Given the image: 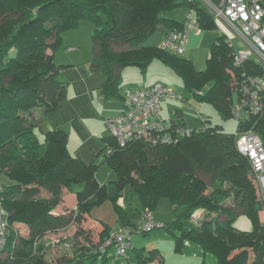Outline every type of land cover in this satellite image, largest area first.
Here are the masks:
<instances>
[{"label":"trees","instance_id":"1","mask_svg":"<svg viewBox=\"0 0 264 264\" xmlns=\"http://www.w3.org/2000/svg\"><path fill=\"white\" fill-rule=\"evenodd\" d=\"M180 5L193 7L203 28L216 26L197 0H0V171L13 181L1 192L13 230L0 264H48L42 239L72 224L78 226L69 238L76 252L62 263L109 264L117 255L113 249L110 254L100 249L111 234L108 225L102 223L95 242L87 233L90 229L80 224L94 206L109 198L121 222L129 225L118 205L128 184L143 211H153L161 198L170 200L175 217L165 227L175 237L176 251L182 252L184 242L192 241L212 254L217 264H264V224L259 218L264 202L249 157L239 151L235 134L223 126L202 119L205 129L168 145L136 142L121 148L113 136H107L104 162L117 177L105 183L97 179L96 162L84 163L70 153L65 130H50L42 142L36 132L38 122L67 97V83L58 77L64 65L55 61V51L62 44V33L78 27L81 20L94 26L90 64L106 75L105 97L117 95L123 68L134 65L146 71L158 59L182 78L198 100L213 104L223 118L232 117L241 70L234 66L235 46L225 34L212 45L204 70L184 56L145 43L157 30L166 34L184 28L185 22L163 16ZM240 125L253 128L264 142V116L238 120ZM75 184L83 185L77 191L76 209L55 213L63 201V188ZM202 209L201 223L186 226L185 221ZM243 214L251 221L250 229L235 225ZM15 220L27 224V236L14 229ZM76 237L83 238L82 243ZM135 255L141 264L156 260L163 264L157 248L147 253L141 249Z\"/></svg>","mask_w":264,"mask_h":264},{"label":"built area","instance_id":"2","mask_svg":"<svg viewBox=\"0 0 264 264\" xmlns=\"http://www.w3.org/2000/svg\"><path fill=\"white\" fill-rule=\"evenodd\" d=\"M197 1L210 12L216 22L220 20L225 23L244 45L243 49L235 48L234 66L241 70V75L239 80H236L237 100L231 108L232 116L243 122L251 117L264 116V4L262 0ZM189 9L184 28L169 30L164 35L163 49L185 56L189 35L203 28L195 9L193 7ZM166 99L183 100L184 96L160 81L149 86L129 89L124 95L122 111L105 119V124L118 146L125 148L136 142L151 146L176 144L184 137L205 129L207 126L205 122L202 127H192L186 123L163 119L160 112L162 102ZM234 134L239 151L249 157L255 184L264 202V142L253 128H245L243 125H240ZM106 151L110 152V148ZM2 190L3 185L0 184V254H4L9 246L8 241L13 230L9 212L3 203ZM204 216L205 210L202 209L195 212L191 219L195 224H199ZM156 227L153 211L146 209L143 211L141 227L132 228L128 232L110 234L100 245V249L106 252L108 248H115L116 255L126 256L134 247L133 233L150 232Z\"/></svg>","mask_w":264,"mask_h":264},{"label":"rangeland","instance_id":"3","mask_svg":"<svg viewBox=\"0 0 264 264\" xmlns=\"http://www.w3.org/2000/svg\"><path fill=\"white\" fill-rule=\"evenodd\" d=\"M189 10L190 9L188 5H180L163 12V16L174 18L184 23L186 22L187 13L189 12ZM93 30V23L89 20H81L78 27L65 30L62 33V44L55 51V61L58 64H63L64 66L66 64H72V59L74 60V64L88 62V60L94 55L92 41ZM202 31L210 35L208 37H212V41L209 43V46L200 45L187 49L184 56L187 59L191 60L198 70H204L207 67V59L209 58L210 54V46L212 45L214 40H216V38L221 34H225L227 38H229L233 42L236 50L244 48V45L237 37V35L220 20L216 23V26L214 28L201 29V31L196 33H201ZM65 37H69V39H67L69 42L65 41ZM162 42L163 34L161 31L157 30L147 38L145 43L150 45L162 46ZM125 47L126 45L115 46V48L118 49H122ZM170 52L175 53L173 51ZM122 71V76L120 75V88L122 87L121 90L123 88L125 89V87L143 86L153 82L161 81L162 83L167 84L169 87L173 88L177 93L183 94V96L185 97V99L183 100L168 99L167 101H165L161 116L179 120L180 117L176 116V110L179 109L178 112L180 114L183 112L185 120L193 126L202 127L204 125L202 119L207 118L209 119L211 124H219L223 126L226 132H236L238 128L237 118H223L221 113L213 104L206 100H198L194 96V94L185 87L182 78L161 60H153L146 71H142L139 67L134 65L127 66ZM58 77L60 80H63L60 75ZM210 86L211 84L209 83L202 90L206 91ZM236 98L237 93L235 92V99ZM104 153L105 149L102 151L100 157L96 161V163L99 165V169L97 170L96 175L100 183L107 182L108 180H112L117 177L115 171L104 162ZM12 182L13 181L7 176L6 173L0 171L1 185L7 186L12 184ZM121 199L123 203H118V205H120L123 211L126 213L130 222L129 225H125L121 222L115 202L109 198H107L101 204L94 206L90 212L92 217L97 221L108 225L111 234L116 232H128L130 229L141 227L143 224V208L135 189L130 184L124 187ZM62 208H64V206ZM62 208L59 209L61 210ZM153 213L155 216L157 227L150 232L137 231L133 233L132 240L135 248L133 247L128 251V256L117 255L113 258L114 260L109 259V264H141L137 260L135 255L137 251L144 249L145 253H147L149 250L155 248H157L163 256V264H202V258H200L199 255V257H196L195 255L186 252L185 248L182 252L176 251L175 237L165 227L166 225L172 223L175 217L174 207L171 204L170 200L165 197L161 198L157 206L153 209ZM91 223L89 224L86 221H82L80 227L85 229L86 227H88L87 224L91 225L93 229L91 228L89 230L90 232H87L86 230V232L89 233V235H92L93 240L97 242L99 226L96 223H94L93 226ZM16 224L19 226V228L16 226ZM185 224L188 227L195 226V223L192 219L186 220ZM26 225L27 224L23 221L15 220L13 227L15 230H17L18 233H20L19 229L24 232V230L26 229ZM235 225L243 230H247L250 229L251 222L250 219L243 214L236 218ZM75 227L78 228L77 224H72L67 228L55 232H49L44 236L42 241L46 245V262L48 264H63V259H66L75 254L76 251L74 249L76 248V246L74 245V241H70L67 244H61L60 242L65 235L72 233ZM74 240L80 241V243H82L83 238L76 237V239ZM15 242H17V240H15ZM114 249L115 248H113V251ZM108 250H110V254L112 248H108L107 251ZM207 255L210 254L207 253ZM212 259L216 262V259L214 257H212ZM207 260L209 261V256L206 257V261ZM157 264H160L159 261L157 262Z\"/></svg>","mask_w":264,"mask_h":264},{"label":"crops","instance_id":"4","mask_svg":"<svg viewBox=\"0 0 264 264\" xmlns=\"http://www.w3.org/2000/svg\"><path fill=\"white\" fill-rule=\"evenodd\" d=\"M202 29H211V28H202ZM162 34L164 38L165 32H162ZM208 36L210 35L204 33L203 31L201 33L190 34L188 37L186 50L200 45L209 46V43L212 41V37H208ZM64 39L66 42H69L67 40L69 39V37H65ZM216 40H214L212 45L215 43ZM212 45L210 46V50ZM93 53H94V49H93ZM91 59L92 58H90L88 62L76 63V64L73 63L74 60L72 59L71 60L72 64H66L65 66H63V68L59 72V75L60 77L63 78L64 82L67 83L68 86L67 97L59 102L55 110L50 111L41 121H39L36 127V132L41 142L44 141L46 134L50 130L52 129L65 130L68 133V149L70 153L76 156L77 158H79L82 162L87 164L97 161L102 151L105 149L104 138L107 136H112L107 125L105 124V119L109 116L117 115L122 111L124 107L123 99L125 93L131 88L149 86L155 83L153 82L143 86L125 87V89L123 88L121 90L122 87L120 88V82H119L117 95L114 97L107 98L105 97L103 92L106 81V75L104 72L94 70L92 68L90 64ZM122 70H121V76L123 72ZM234 98H235V92H234ZM167 100L168 99L162 102V109L160 112V116L162 115L161 113L164 108V102ZM178 110L179 109L176 110L177 112L176 116L180 117L179 120L175 118H165L163 116L161 117L166 120L188 123L183 116V112L180 114ZM82 188L83 185L81 184H75L72 185L71 187H64L63 201L61 202V204H59V206L55 209L54 212L61 213L64 212L66 209H76L78 203L77 191L81 190ZM44 195H48V193H45ZM118 203L119 204L123 203L121 197L119 198ZM63 206L64 208H62ZM59 208L62 209L60 210ZM259 218L261 223L264 224V207L259 211ZM84 221H86L89 224L92 222L91 223L92 225L96 223L99 226L98 227L99 232L97 235V237H99V233L102 230V223L97 221L95 218H93L91 213L86 215ZM16 226L19 228L17 224ZM87 226L88 227H86L85 229H91V228L93 229L91 225L87 224ZM76 230L77 227H75L72 233L65 235L63 239L68 238V240L67 242H63L62 241L63 239H61V244L69 243L70 242L69 238L75 234ZM19 231L22 236H27L29 233V228L26 225V229L24 230V232H22L20 229ZM184 248L186 252L191 253L196 257L199 255L200 258H202L201 261L202 263L203 260H205L206 264H217V262H215L212 259V257H214L212 254L210 255H207V253L205 254L201 246L192 241L191 242L185 241L183 245V249ZM208 256H209V261L208 260L206 261V257ZM157 262L158 261L156 260L149 264H157Z\"/></svg>","mask_w":264,"mask_h":264}]
</instances>
